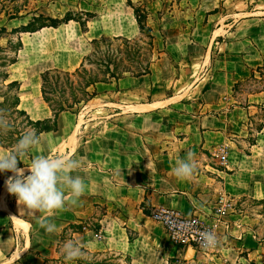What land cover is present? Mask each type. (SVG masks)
Returning <instances> with one entry per match:
<instances>
[{"label":"crops","instance_id":"0c3cea01","mask_svg":"<svg viewBox=\"0 0 264 264\" xmlns=\"http://www.w3.org/2000/svg\"><path fill=\"white\" fill-rule=\"evenodd\" d=\"M111 2V17L120 26L113 34L130 38L138 23L125 11L133 14V9L124 0ZM201 9L206 35L196 37L191 30L165 36L164 51L149 74L96 83L93 89L99 96L84 107L90 113L61 112L58 130L41 133L40 143L20 157V168L36 155L78 161L70 175L81 177L86 189L75 204L29 210L7 191L5 180L12 173H0V264H45L44 257L60 258V264H169L187 260L189 254L188 260L206 264H264V0H206V5H198ZM72 22L78 25L71 20L41 31ZM88 32L93 38L102 34L98 27ZM38 39L46 48L61 44V49L53 61H29L18 79L27 81L32 95L42 97V68L79 67L83 46L80 34L68 27ZM76 45L78 52L73 50ZM32 49L26 42L25 51ZM52 62L63 67H47ZM248 79L251 92L244 105L235 97L234 86ZM43 104L42 114L23 102L21 107L33 119L51 117V108ZM255 119L262 123L258 129L253 128ZM99 125L101 129L94 130ZM250 135L253 141H248ZM225 143L229 153L222 164L216 149ZM189 151L198 171L181 180L172 168ZM10 152L0 145V154ZM221 194L231 198L234 207L218 222L220 245L207 256L173 244L151 217L154 209L171 207L216 221ZM65 196L71 199L67 190ZM101 204L117 212L101 216V234L86 228L60 241L65 226L95 218ZM44 220L55 224L54 232L41 227ZM68 240L76 241L85 255L67 260L61 248Z\"/></svg>","mask_w":264,"mask_h":264},{"label":"trees","instance_id":"16d2710c","mask_svg":"<svg viewBox=\"0 0 264 264\" xmlns=\"http://www.w3.org/2000/svg\"><path fill=\"white\" fill-rule=\"evenodd\" d=\"M127 3L134 11L141 33L153 40V29L147 24L149 12L146 6L134 5L132 0H127ZM2 13L5 14L8 22L31 15L26 24L18 27L9 29L6 24L0 25V40L7 38V45H0V52L3 53L0 55V114H3L10 124L7 129L0 130V145L10 151L13 150L26 130H34L39 138L43 132L58 130V116L61 112L79 113L90 100L99 96L97 89H93L96 83L119 80L125 75L141 76L151 72L152 62L143 61L144 65L141 63L138 40L124 36L94 38L91 41L92 51L84 56L79 67L74 70L55 67L41 72L42 99L51 108L53 114L51 117L33 119L30 113L21 107L23 83L19 79L12 78L10 70L11 66L18 62L20 51L24 46L21 34L36 32L44 27H59L71 20L79 22L84 32L87 31V25L83 24L81 19L74 17L70 11L63 18H55L38 10H23L18 5H1L0 17ZM14 37H16V41ZM130 61L138 63L136 69L133 64L129 63ZM88 66L95 70L89 69ZM21 166L22 163L19 161L18 167ZM91 219L93 218L80 219L79 222L65 226L60 234V241L67 236L69 231L73 234L82 232L86 228H91L101 234L100 219L94 226H90L89 220ZM43 259L45 264H60L61 262L60 258L44 257ZM91 264L107 263L103 261L91 262Z\"/></svg>","mask_w":264,"mask_h":264},{"label":"rangeland","instance_id":"374dc122","mask_svg":"<svg viewBox=\"0 0 264 264\" xmlns=\"http://www.w3.org/2000/svg\"><path fill=\"white\" fill-rule=\"evenodd\" d=\"M124 2L126 5H128L127 0H124ZM132 2L134 3V5L137 6L141 4L146 6V9L149 12L147 24L153 29L154 35V39L152 40L150 37H147L144 33H141L138 27L134 35L131 34L130 38L127 37L129 39L138 40V44L140 46L139 54L142 64L143 61H149L150 63H153L158 60V57L160 58L161 53L164 51L163 40L167 35L173 36L178 32H191V30L192 32H194V35L196 37L206 35L205 9L198 10V5H206V0H132ZM1 5H18L22 7L23 10H38L40 12L45 13L47 16L55 18H63L66 13L70 11L72 12V15L74 17L81 19L83 24L86 23L87 25L86 32L82 30L79 22L78 25H75V23L72 22L66 26L60 27L58 30L46 29L45 31H41L40 29L38 30L39 32L36 31L22 33L21 37L24 46L19 54L17 62L19 64L12 65L10 68V70L12 71V78L14 79H18L19 75H22L25 72L24 70H26V66L28 65V63H30L29 61L39 64L42 62L44 63L45 60L53 61L56 59L55 55L61 49V44H56L54 46H51V48H46V45H42L43 43L40 42L38 39L40 35L46 37H54L55 35L60 34V30L62 28L67 27L77 31V33L80 34V44L83 46V50H79L82 54L80 53L81 55H79L78 60L81 61L83 60L84 56L88 55L93 49L91 41L94 38L91 32H88V30L91 31L92 27L100 28V33L102 34L99 35L98 38H100L101 36H123L113 34V32L118 33L117 29L120 26L119 23H117V21L111 17L112 13L114 12V7L111 0H0V7ZM127 9L125 12L128 13L129 16L134 18V13H129ZM93 15L95 17H90ZM30 18L31 15H28L26 17L14 19L8 22L6 21L5 14L2 13L0 17V25L6 24L8 28L11 29L13 27H18L22 24H26ZM225 28L227 29L228 27ZM14 38L16 41V37ZM26 42H30L31 45L33 44L34 49H32V52L30 53L25 51ZM0 45L6 46L7 38H2L0 40ZM77 49H80L79 45H76V48L73 50H75V52H78ZM2 54L3 53L0 52V55ZM129 63L133 64L134 68L136 69V66L138 65L137 62L130 61ZM57 65L58 64H53L52 62L51 64H48L47 67H54ZM58 66L63 67L62 64ZM70 67L71 66H68V68ZM88 67L89 69L95 70V68H91V66ZM44 69H46V67L42 68L41 72H43ZM30 82H32V80H30ZM250 84L251 81L250 79H248L246 81L239 82L236 86V91L234 95L237 100L241 101L244 105L246 103L245 99L246 97H248L247 95L249 94V92H251ZM27 85V81H23V87L21 88L23 106H31L32 108H34L35 112L42 114L45 107L43 104L42 97L32 95L33 92L32 90L26 88ZM87 109L90 108L84 109L83 107L80 112L90 113L91 111ZM261 113L264 114L263 112ZM262 118H264V115H262ZM102 125L94 127V130L101 129ZM261 125L262 123L260 122V120H254V129H258V127H260ZM89 128L90 126L88 127V129ZM253 140V136H248V141ZM240 146L242 148L244 147L243 149L245 151H248L247 145L245 146V144H240ZM21 163L23 164L22 161ZM108 210H112L117 215L116 210H114L112 206H108L107 204H101L98 207L99 214L96 215L95 218L89 220V225L94 226V224L97 223L101 216L105 214ZM70 232L71 231L68 232L65 238L70 237Z\"/></svg>","mask_w":264,"mask_h":264},{"label":"clouds","instance_id":"9594fccd","mask_svg":"<svg viewBox=\"0 0 264 264\" xmlns=\"http://www.w3.org/2000/svg\"><path fill=\"white\" fill-rule=\"evenodd\" d=\"M10 126L3 114H0V130ZM40 138L34 130H26L13 150L8 154H0V173L11 172L5 180L9 194L17 198V203L33 211H53L63 209L66 203L75 204L83 195L86 185L79 177H72L70 171L79 166V162L66 157L36 155L26 168L18 167L19 157L25 155L30 148L37 146ZM25 171L29 174L25 175ZM198 171L194 153L189 151L186 159H178L172 168L173 174L181 180L192 178ZM65 190L71 199L67 200ZM41 227L48 233L55 231V224L41 221ZM219 238L212 231L200 233V244L203 249L215 248ZM61 253L67 260L81 258L85 255L81 246L73 240L63 243Z\"/></svg>","mask_w":264,"mask_h":264},{"label":"built area","instance_id":"2783aa9c","mask_svg":"<svg viewBox=\"0 0 264 264\" xmlns=\"http://www.w3.org/2000/svg\"><path fill=\"white\" fill-rule=\"evenodd\" d=\"M229 145L222 144L216 149V156L222 164L228 160ZM219 204V214L216 216V221L208 219L198 214H186L177 208L158 207L151 213L154 221L160 223L165 229L170 241L178 246L190 247L193 254L207 256L212 251L218 249L219 243L215 248L203 249L200 244V233L204 231H212L217 237L218 222H222V215L225 211L234 207V202L226 194H221L217 200ZM194 260H185L184 258L176 259L169 264H206V262H196Z\"/></svg>","mask_w":264,"mask_h":264},{"label":"water","instance_id":"95a60500","mask_svg":"<svg viewBox=\"0 0 264 264\" xmlns=\"http://www.w3.org/2000/svg\"><path fill=\"white\" fill-rule=\"evenodd\" d=\"M189 252H190V251H189ZM186 259H187V260H188V259H190V254H189V256H187V258H186Z\"/></svg>","mask_w":264,"mask_h":264},{"label":"bare ground","instance_id":"6f19581e","mask_svg":"<svg viewBox=\"0 0 264 264\" xmlns=\"http://www.w3.org/2000/svg\"><path fill=\"white\" fill-rule=\"evenodd\" d=\"M38 73V72H37ZM39 74V73H38ZM34 75V74H33ZM36 78V77H35Z\"/></svg>","mask_w":264,"mask_h":264}]
</instances>
